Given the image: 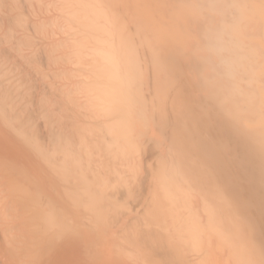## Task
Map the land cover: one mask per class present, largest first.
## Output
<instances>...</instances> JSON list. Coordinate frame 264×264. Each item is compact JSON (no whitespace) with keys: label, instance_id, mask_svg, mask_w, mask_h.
Masks as SVG:
<instances>
[{"label":"bare ground","instance_id":"obj_1","mask_svg":"<svg viewBox=\"0 0 264 264\" xmlns=\"http://www.w3.org/2000/svg\"><path fill=\"white\" fill-rule=\"evenodd\" d=\"M3 27L0 264H198L213 236L264 264V0H0ZM197 164L202 208L171 193Z\"/></svg>","mask_w":264,"mask_h":264},{"label":"rangeland","instance_id":"obj_2","mask_svg":"<svg viewBox=\"0 0 264 264\" xmlns=\"http://www.w3.org/2000/svg\"><path fill=\"white\" fill-rule=\"evenodd\" d=\"M20 10L22 11V13L23 12L28 13V15H29L28 16V18H29L28 20H30V21H36L38 19H46V11L43 12L44 14H41V13L40 14L39 13L31 14V13L27 12L24 8L20 7ZM17 11H18V8L16 7V11H14V13L17 12ZM3 30H4V27L0 31L2 32ZM31 33H32V31L28 32V34H31ZM53 39H55V38H53ZM136 47H138L140 52L144 53V54H139V53H137V51L134 52V53H136L138 56L145 55V53H147L146 54L147 59L150 58L149 50L146 51V49L140 47L139 45L136 46ZM66 52H67V46H63L60 49V51H58V53L63 54V56H64V54ZM66 66H67V64H65V63L62 64V65L56 66V67H51L50 66L48 68V71L50 72L51 70H56L58 68H59L58 70L66 69ZM148 76H149V72L147 73L146 77H148ZM50 81L51 80L48 79V83H50ZM73 81H75V80L73 79ZM61 84H62V82H61ZM152 133L155 134L156 136H159L158 130L156 128H153ZM163 162L167 163L169 161H163ZM169 166L170 165H167V167H169ZM148 167H158V165H152V166H148ZM188 167L192 168V169H198L199 171L201 169V171H200L201 173L200 172H183L182 173L183 175H180V176H177V177H173V184L174 185L178 184V188H187V191H183V190L182 191H178V190L176 191V188L174 187L172 189L171 193L172 194L173 193L174 194H178V195H181V196L182 195H186V194L190 195L191 197L189 198V200H190V202L193 203L194 207L195 208H202L201 206H202V204L205 201L203 199V197H205L204 194L207 193V194L210 195V194L214 193L213 189L210 190V188L220 187V189L223 190V188H224L223 177L222 178L215 177V175H214L215 173L214 172L203 173L205 167H208V168L211 167L212 168V166L197 164L195 166H188ZM238 167H240V166H238ZM147 169H148L147 166H143L142 165V166L139 167L138 171H139V173L142 172L143 174H146L147 173ZM238 174H240V173H238ZM160 176H162L161 177L162 179L165 178V177H163V175L160 172L159 173L155 172L153 174V176H150L149 180L146 181L145 185L151 184L153 187L156 186V179H158V178L160 179ZM176 178H177V182L175 181ZM242 183L246 184L247 182L243 181ZM248 188H249L248 185H246V189H248ZM145 189L146 190L144 191L143 195H146V194H149V193H153V192L154 193L156 192L157 194H162L163 193L162 191H158V190L157 191H151L148 188H145ZM253 190H255V189H253ZM174 201H176L175 198L171 200V202H174ZM162 202H170V201H169V198H164L163 197L162 198ZM133 203H135V200L131 199L130 200V206H129L130 213L128 215L129 219L133 216V213H131V211L133 210V207H132L131 204H133ZM137 204H138V202H137ZM136 207L145 208L143 205L136 206ZM157 210L158 211H162V212H167V211H171V210H176V207L162 206V207H157ZM201 215L203 217L207 216L204 212ZM233 216H235V215H233ZM223 223H225V224L227 223L226 228H228V229L235 230V228H236L235 224L230 225V223L226 222V221H223ZM137 241H139L138 237H137ZM193 252H194V254H193ZM193 252L191 253V257L195 258V263H196V261H198V264H235L236 263L234 261V258L230 256L229 248L228 247H224L222 245V239H220L218 236H215V237L213 236V238H211V241L207 242V244H205L201 250H198V251L195 250ZM48 253H51V252H48ZM134 256H137V253H134ZM111 258H113V256H111V253H110V254H108V259L111 260ZM158 258L156 260L160 259V258L159 259ZM170 258H173V257H170ZM170 258L168 259V257H167V259H166L165 256H164L165 260H163V261L166 262L165 264H167V262H168L167 260H169L168 264L172 261V259L170 260ZM176 259H178V258H176ZM181 260H183V259H181ZM161 261L162 260H160V262ZM172 262H171V264H172ZM179 262L182 264V261H179ZM184 262H186V261H184ZM174 263H175V261H174ZM186 263L188 264V262H186ZM114 264H117V263L115 262ZM125 264H155V263H154V260L150 261V259H148L147 262H144V261H134L133 259H128L127 258ZM156 264H159V262L157 261ZM176 264H178V261H176Z\"/></svg>","mask_w":264,"mask_h":264}]
</instances>
